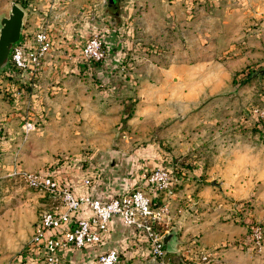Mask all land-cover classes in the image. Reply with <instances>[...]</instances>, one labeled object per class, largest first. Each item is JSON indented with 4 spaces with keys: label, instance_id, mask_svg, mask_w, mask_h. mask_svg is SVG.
Instances as JSON below:
<instances>
[{
    "label": "rangeland",
    "instance_id": "rangeland-1",
    "mask_svg": "<svg viewBox=\"0 0 264 264\" xmlns=\"http://www.w3.org/2000/svg\"><path fill=\"white\" fill-rule=\"evenodd\" d=\"M16 1L0 0V17L7 16L12 3L21 8L24 12L21 36L31 37L43 29L50 35L52 44L53 32L74 34L72 38L82 35L80 41L73 40L79 50L94 35L100 38L103 46L106 33L101 30H111L110 25L99 28L96 25L98 17L90 19L86 12L88 6L96 5L101 10L104 5L100 15L98 9L95 10L97 16L106 15L111 19L121 13L125 2L117 0L112 9L107 0H86L74 18L66 15L53 18L52 25L39 21L37 0ZM175 2L174 23L166 27L168 35L158 32L156 38L161 39L154 42L133 40L135 53L120 58L118 62L115 61L118 58H111V64L118 66L114 70L117 78L130 80L133 66L137 69L154 61L160 65L212 61L223 65L225 72L217 67L203 73L187 72V84L179 83L175 76V81L165 88L156 85L158 89H138V96L133 89H128V93H125L127 90H118L124 93L123 97L113 95L112 99L121 100L122 112L113 115L112 121H105L99 131L92 129L86 133L81 131L82 128L77 130L82 121L64 122L58 135L49 136L51 147L45 145L44 151L42 148L33 149L37 145L34 136L41 124L37 119L40 109L28 100L36 90L46 55L32 74L16 72L11 78L5 73L0 74V123L11 125V133L18 129L15 131L17 138L27 145L22 150L15 147L20 151L16 154L11 150L6 153L4 158L7 161L3 164L10 168L8 171L0 168V264H23L20 259L31 256L27 244L40 210L36 192L16 178L3 176L10 172L15 162L21 169L30 171L29 165H35L42 158L48 161L72 158L80 159L83 166L90 162L94 168L90 170L92 172H99L98 166L102 164L106 169L123 174L128 171L125 164L132 154L134 172L140 174L144 159L139 151L147 148L155 153V166L147 170L167 168L179 183L172 197L165 200L170 218L167 230L176 233L177 246L183 249L196 246V243L190 244L192 239L181 241L180 237L190 226L200 227L195 238L200 239L197 245L212 254L208 264H264V73L256 76L264 68V12L257 7L264 6V0ZM55 6V12H58L59 3ZM71 19L80 20V24L88 20L89 24L78 25ZM184 21L186 25L182 24ZM160 27V24L155 26L156 29ZM84 30L88 31L85 33ZM79 50L77 55L68 58L91 66L92 63L80 58ZM147 80L149 84L154 83L152 77ZM195 82L210 88L203 90L205 94L200 95L187 113L177 111L175 97L189 91ZM210 92L214 94L208 95ZM153 95H162L163 111L167 109L159 125L148 120L152 114L145 111L143 114L146 115H133L126 122L121 120L127 111L132 115L142 105L135 103L152 107L148 100ZM163 111L160 110V114ZM26 121L34 125V130L27 134L22 130ZM73 130H76L75 134ZM18 139L14 141L18 143ZM20 157L24 165H20ZM114 164L117 166L110 168ZM135 182L138 184V177ZM255 227L261 231L258 244L251 239V228ZM187 234L192 237L191 233ZM35 256L41 257V254ZM170 260L174 264H184L177 255H171Z\"/></svg>",
    "mask_w": 264,
    "mask_h": 264
},
{
    "label": "crops",
    "instance_id": "crops-1",
    "mask_svg": "<svg viewBox=\"0 0 264 264\" xmlns=\"http://www.w3.org/2000/svg\"><path fill=\"white\" fill-rule=\"evenodd\" d=\"M37 1V9H40V14L38 16L39 21L41 23L48 22L54 25L52 22L53 18L60 19L61 16L65 15L74 18L77 15V11L86 0ZM175 1L177 0H125L121 13H118L117 16L114 15L111 19L109 18L110 20L106 15L100 18L97 16L95 10L98 9L100 15L101 11L104 10V5H102L101 10H99L100 8L96 5H89L86 12L91 16L90 19L98 17L96 25H98L99 28L102 26L107 28V25L111 26V30L109 31L108 29L101 30L102 33H106L103 43L105 58L100 63H92L91 66L78 61L74 62V60L72 61L68 58L70 55H77L79 48L73 40L80 41L82 35L72 38L74 34H67V32L52 33L51 50L46 54L43 60L40 78L36 82V90L28 100L30 104H34L40 109L39 118L37 119L41 121V124L39 128H37L38 132H36L34 136L37 145H34L33 149L42 148V151H44L45 145H47L48 148L51 147L48 143L49 136L58 135V132L63 129L62 126L64 122L69 124V122L82 121V126L77 130L82 128L83 130L81 131L88 133L92 129H100L99 126L103 125L105 121H112L113 115H120V112H122L121 105H123V103H121V100L117 102V99L114 101L112 99L113 95L115 98L123 97L124 93L118 90H127L125 93H128V89H133L134 93L135 90L137 91L136 96H138V89L165 88L170 82L175 81V76L179 78V83L187 84V72L195 74L203 73L204 71H211L214 67L225 72L226 69L223 68V65L212 61L197 60L187 63L179 61V63H168L166 65H160L154 61L144 64L137 69L133 66V74L130 80L121 81L120 78H117L114 70L117 69L118 66L111 64V58H118L115 59V61L118 62L120 58L135 53L136 48H133L131 43L133 40H148V42H154L161 39L160 37H157L158 39L156 38L160 33L168 35L166 27L174 23L173 14L176 13L174 10H176L177 3ZM56 3H59V11H62L61 13H59V11L55 12ZM125 4L126 6H124ZM257 7L260 8V12H264V6L261 7L258 5ZM178 19L180 21L181 18ZM71 20L78 25L89 24L88 20L82 22V24H80V20L78 19ZM157 24L161 25L158 29L155 28ZM182 24L186 25L185 21ZM87 31L84 30L85 33ZM158 32L159 34H156ZM80 34L83 33L80 32ZM180 34L182 35V32H180ZM134 37L135 39H133ZM137 57L140 58L139 54H137ZM148 77L153 78L154 86L153 84H149V80H147ZM145 82L146 87H144ZM156 85H159V87L155 88ZM124 87L128 88L125 89ZM208 88L210 87L195 82L193 88L189 91L181 92L177 98L175 97V105L178 106L176 107L177 111L187 113L188 110L194 107L193 105L198 101L200 95H202L203 92L205 94L203 90ZM216 88H218V86H216ZM212 94H214V92L208 93V95ZM148 101H151L148 105L150 106V104H152V107L145 108L142 102L135 103V105H142L139 106L132 115L127 111L126 114H129L127 120H131L133 115L139 117L146 115L143 113L149 112V114H152V117H145L153 121L152 123L154 125H156V123L159 125L164 117L163 113L167 110L165 109L163 111L162 108L163 96L153 95ZM113 107L115 108L113 109ZM160 110L163 111L161 114ZM123 117L124 114L121 120L125 121ZM11 127L12 126L8 123H0V168L5 171H8L10 168H8V165L5 166V164H3L7 161V158H4L5 154H8L10 150L11 152H15V147L22 150L27 146L25 142L17 138V132L15 131L18 129L11 133ZM13 128H15V125ZM73 131V134H75L76 130ZM17 139L19 140L18 143L14 141ZM19 150L17 149L14 154L20 152ZM138 151L139 150L136 152ZM11 152L9 154H11ZM139 153L144 159L140 164V171L155 166V153H153L150 148L141 150ZM131 157L132 154H130L126 160L125 170L128 171L123 174H118L116 170L106 169V166L99 164L98 167L100 170L98 172V180L89 189H82L77 185L80 178L86 176L89 172H92L90 170L94 169L92 164L88 161L85 166H83L80 164V159L69 158L68 161L59 159L51 161L50 159L48 161L42 158L41 160H37L35 165H29V169H32L30 171L50 169L53 175L60 181L65 182L73 188L75 187L77 193L87 194L93 199L106 202L111 197L123 192L127 187L133 186L136 183L135 181L137 177H139V173L137 171L134 172L135 167L132 164L133 158ZM18 161L20 165L25 164L22 157L18 158ZM15 163H17L19 167L18 162ZM114 166L117 165L114 164L110 168ZM3 176L8 177V174H4ZM37 197L39 198L38 206L40 208L51 206V200L48 197L39 194H37ZM169 203L170 199L168 200V204ZM87 216H89V214L85 209L80 210L76 214L77 218H86ZM199 229L200 227L192 228L190 226L187 231L183 232L180 240L184 241L182 239H185V241H190V239H192L190 244L196 243L194 248H202V246L197 245L200 239L195 238L198 235V231H200ZM187 233H191L194 238H189ZM177 248H180V246H177L176 249ZM108 250L117 252L118 260L116 264H150L147 258V249L144 239L135 235L134 231L126 226L118 217H112L109 221L108 234L104 242L95 247L61 252L60 264H94L96 257L100 253ZM30 252L32 253L31 256L26 260L20 259V262H24L23 264H45L41 259L42 256H35H40L39 253L34 251Z\"/></svg>",
    "mask_w": 264,
    "mask_h": 264
},
{
    "label": "built area",
    "instance_id": "built-area-1",
    "mask_svg": "<svg viewBox=\"0 0 264 264\" xmlns=\"http://www.w3.org/2000/svg\"><path fill=\"white\" fill-rule=\"evenodd\" d=\"M50 35L38 30L31 37L23 35L9 53L10 76L14 73L35 72L41 60L51 48ZM80 58L87 63H100L105 58L102 41L97 36L87 39L79 50ZM25 134L34 130L33 123L26 121L22 126ZM8 177L16 178L24 186L51 200V206L40 208L37 220L27 244V251L42 256L45 264H60V253L66 250H81L95 247L105 241L108 223L118 217L134 234L144 239L150 264H174L163 245L168 234L169 223L167 198H171L178 185L170 170L156 167L142 170L138 184L111 197L106 202L77 193L76 188L60 181L50 169L38 171L23 170L14 164ZM98 172H89L78 181V187L91 188L98 180ZM85 209L89 216L77 218ZM259 227L251 228V239L259 241ZM184 264H208L211 253L203 248H177L174 253ZM118 254L114 250L100 253L94 264H116Z\"/></svg>",
    "mask_w": 264,
    "mask_h": 264
},
{
    "label": "water",
    "instance_id": "water-1",
    "mask_svg": "<svg viewBox=\"0 0 264 264\" xmlns=\"http://www.w3.org/2000/svg\"><path fill=\"white\" fill-rule=\"evenodd\" d=\"M116 1L107 0L108 7L114 9ZM23 17L24 12L14 3L11 4L7 16L0 17V74L9 71V53L12 47L19 43L21 39ZM263 73L264 68L256 76ZM162 242L167 253H174L177 246L176 233L171 231L163 237Z\"/></svg>",
    "mask_w": 264,
    "mask_h": 264
},
{
    "label": "trees",
    "instance_id": "trees-1",
    "mask_svg": "<svg viewBox=\"0 0 264 264\" xmlns=\"http://www.w3.org/2000/svg\"><path fill=\"white\" fill-rule=\"evenodd\" d=\"M17 1H18V0H17ZM17 1H16V3H17ZM20 5H22L21 2H20ZM9 74H11V73H9ZM9 74H5V76H6L7 78H8V77L11 78V77L13 76V74H12L11 76H10ZM128 118H129V114H125L124 117H123V120H127ZM171 255H174V254L168 253V254H167V257L170 259V256H171Z\"/></svg>",
    "mask_w": 264,
    "mask_h": 264
}]
</instances>
